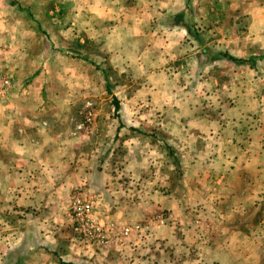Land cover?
<instances>
[{"label":"rangeland","instance_id":"1","mask_svg":"<svg viewBox=\"0 0 264 264\" xmlns=\"http://www.w3.org/2000/svg\"><path fill=\"white\" fill-rule=\"evenodd\" d=\"M75 1L0 0L15 133L59 156L39 197L0 200V264H264V0ZM252 181L250 206L229 184ZM74 196L100 243L73 234Z\"/></svg>","mask_w":264,"mask_h":264},{"label":"crops","instance_id":"2","mask_svg":"<svg viewBox=\"0 0 264 264\" xmlns=\"http://www.w3.org/2000/svg\"><path fill=\"white\" fill-rule=\"evenodd\" d=\"M77 2L76 0L75 3ZM1 5L3 4H0V42L6 44L8 43V39L14 34V31L9 29V17L3 14L8 7L2 8ZM12 8L13 7H11V9ZM14 92L15 89L11 83L7 95L0 100V200H10V198L13 197L17 199V197L24 195V192H28V196L31 198L39 197L40 191H45V187L49 186L50 182L55 181V174H58L57 166H59V164L57 159H59V156L54 149V142H48V140L45 141V139L35 140L32 136L30 137L25 130L20 128L17 129L18 132H21L20 135L15 133V129L18 125L16 124L17 119L15 118L17 101L13 99ZM23 113L27 112L24 111ZM21 117L24 121L23 123L19 121L20 126L25 125L26 121L28 122V120L25 119L28 115H22ZM35 126H40L38 121L35 122ZM39 129L38 127L36 131H39ZM40 141L42 144H46V147L43 149L38 145ZM228 141L227 139L222 140V144H225L227 147L225 150H221L223 151L224 157L229 156L227 152L230 151L235 153L239 149L237 148V144H234L233 141H230V143ZM229 185L236 191L239 189V186V190L243 188V193L246 198L244 201L249 203L250 206L254 204V200L256 199L250 201V193L255 189V181H252V183L248 182L247 185ZM233 188L231 190H233ZM228 200L229 198L227 196L224 198L223 203H226ZM234 206L236 207L235 204ZM224 207H227V205L225 204ZM236 228L238 231L234 232V235L238 237L241 235H248L242 233L243 230L240 226ZM256 235L264 236V227L261 226V230H257ZM255 248L256 247L249 248L247 254H253Z\"/></svg>","mask_w":264,"mask_h":264},{"label":"built area","instance_id":"3","mask_svg":"<svg viewBox=\"0 0 264 264\" xmlns=\"http://www.w3.org/2000/svg\"><path fill=\"white\" fill-rule=\"evenodd\" d=\"M10 79L5 74H0V100L3 99L9 91ZM82 122L79 123L77 129H88L92 122V114L87 108H83L80 112ZM71 229L73 234L80 240L100 243L102 239H106L105 232L107 227L99 226L95 219L91 216V205L77 196L72 197L71 204Z\"/></svg>","mask_w":264,"mask_h":264},{"label":"trees","instance_id":"4","mask_svg":"<svg viewBox=\"0 0 264 264\" xmlns=\"http://www.w3.org/2000/svg\"><path fill=\"white\" fill-rule=\"evenodd\" d=\"M189 0H185V4H188ZM188 5H186V10H188ZM184 14L183 13H179L177 15H175L173 17V21H175V25L180 24V22L183 20ZM183 26V29L187 32L190 33L189 27L186 25H181ZM195 38H197V35H194ZM218 56L222 59H225L228 62L233 63L234 65H248L249 67L253 68L254 67V63L252 59H248V61L241 59V58H236L233 56H230L226 53H218ZM119 108L118 103L116 101H114V110L116 111Z\"/></svg>","mask_w":264,"mask_h":264}]
</instances>
